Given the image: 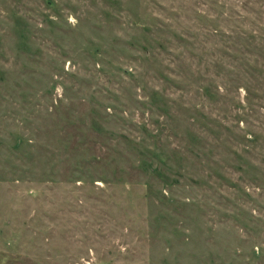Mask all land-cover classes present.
<instances>
[{
  "label": "rangeland",
  "instance_id": "obj_1",
  "mask_svg": "<svg viewBox=\"0 0 264 264\" xmlns=\"http://www.w3.org/2000/svg\"><path fill=\"white\" fill-rule=\"evenodd\" d=\"M0 264H264V0H0Z\"/></svg>",
  "mask_w": 264,
  "mask_h": 264
}]
</instances>
